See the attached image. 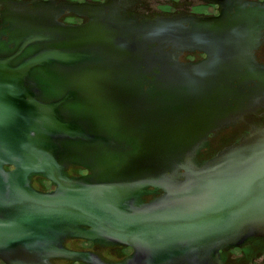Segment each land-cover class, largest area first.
I'll return each instance as SVG.
<instances>
[{
	"label": "water",
	"instance_id": "95a60500",
	"mask_svg": "<svg viewBox=\"0 0 264 264\" xmlns=\"http://www.w3.org/2000/svg\"><path fill=\"white\" fill-rule=\"evenodd\" d=\"M0 264H264V0H0Z\"/></svg>",
	"mask_w": 264,
	"mask_h": 264
}]
</instances>
